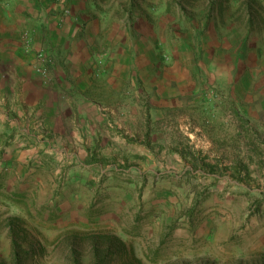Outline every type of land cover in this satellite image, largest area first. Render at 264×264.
Instances as JSON below:
<instances>
[{
  "label": "rangeland",
  "instance_id": "obj_1",
  "mask_svg": "<svg viewBox=\"0 0 264 264\" xmlns=\"http://www.w3.org/2000/svg\"><path fill=\"white\" fill-rule=\"evenodd\" d=\"M83 2L129 72L84 156L0 145V264H264V0Z\"/></svg>",
  "mask_w": 264,
  "mask_h": 264
},
{
  "label": "crops",
  "instance_id": "obj_2",
  "mask_svg": "<svg viewBox=\"0 0 264 264\" xmlns=\"http://www.w3.org/2000/svg\"><path fill=\"white\" fill-rule=\"evenodd\" d=\"M40 2L47 8L33 19L36 0H15L9 9L0 6V145L14 146L7 152L10 159L39 152L78 159L87 153L82 146L97 143L111 126L116 90L132 60V37L129 30L106 29L109 46L103 50L99 16L88 14L83 0ZM65 2L70 15L59 19L56 10ZM26 33L33 36L34 48L45 45L53 58L51 86L42 85L30 65L33 52L22 44ZM120 37L124 47L110 53ZM71 146L82 148L70 151Z\"/></svg>",
  "mask_w": 264,
  "mask_h": 264
},
{
  "label": "built area",
  "instance_id": "obj_3",
  "mask_svg": "<svg viewBox=\"0 0 264 264\" xmlns=\"http://www.w3.org/2000/svg\"><path fill=\"white\" fill-rule=\"evenodd\" d=\"M64 4V3H63ZM70 14V9L68 6L63 5L61 7V11L56 13L59 19H63ZM22 44L23 48L26 52H33V56L30 61V65L35 72L36 75H38L41 84L45 86H51L53 84L52 80V64H53V58L50 55L48 48L44 46H37L34 48V40L33 36L29 33H26L23 35L22 38Z\"/></svg>",
  "mask_w": 264,
  "mask_h": 264
}]
</instances>
